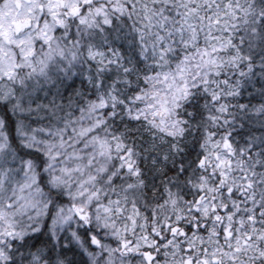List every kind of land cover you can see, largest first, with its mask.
Instances as JSON below:
<instances>
[{
    "label": "snow or ice",
    "instance_id": "6c2138e0",
    "mask_svg": "<svg viewBox=\"0 0 264 264\" xmlns=\"http://www.w3.org/2000/svg\"><path fill=\"white\" fill-rule=\"evenodd\" d=\"M25 247L264 264V0H0V264Z\"/></svg>",
    "mask_w": 264,
    "mask_h": 264
},
{
    "label": "clouds",
    "instance_id": "9594fccd",
    "mask_svg": "<svg viewBox=\"0 0 264 264\" xmlns=\"http://www.w3.org/2000/svg\"><path fill=\"white\" fill-rule=\"evenodd\" d=\"M45 192L47 193L46 198L50 201L49 205H48V209L47 211L49 213H51L52 217H55L59 211L60 205H59V200L61 199V197L58 195L56 190H52V191H48L47 189H45ZM18 194V192H17ZM9 197L13 195V193L11 191L8 192L7 194ZM25 196H27L28 194L25 193ZM66 207V205H65ZM19 210H20V219L25 221V227L27 230V226H28V222H29V218L32 217L34 218L36 216V213L33 212L30 208H24V201H20L19 204ZM34 222V221H32ZM53 223V220L50 219L48 216H42L40 219V232L41 234L39 235L38 238H33L32 241L30 242L31 244H37L39 247H42L44 244L47 245V247H51L53 244L56 245V250L57 252H59V237L61 235H65L64 231H59L56 233V237L54 239L51 240V242L49 243V236L51 235V233L49 231H47L44 228V225L47 224L49 226H51ZM78 227L77 222L73 221L72 223V228L70 231H75L76 228ZM97 231H101L100 228H97ZM70 234V233H69ZM101 235L104 236L105 234L101 231ZM21 243H23L21 241ZM36 249L31 248V247H25L20 249V251L17 253L16 259L18 264H30L31 261V257H30V252H35ZM68 258L72 259V254L69 253L68 254ZM41 264H45L44 261H41Z\"/></svg>",
    "mask_w": 264,
    "mask_h": 264
}]
</instances>
